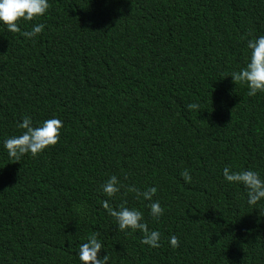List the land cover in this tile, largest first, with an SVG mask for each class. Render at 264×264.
<instances>
[{
  "label": "trees",
  "instance_id": "trees-1",
  "mask_svg": "<svg viewBox=\"0 0 264 264\" xmlns=\"http://www.w3.org/2000/svg\"><path fill=\"white\" fill-rule=\"evenodd\" d=\"M49 3L21 32L0 22V264H82L93 233L109 264H264V199L249 205L223 175L264 179V92L231 77L264 35V0ZM25 116L64 126L56 145L16 161L4 141ZM112 175L123 187L108 197ZM129 186L156 187L163 215ZM105 200L140 210L161 246L121 231Z\"/></svg>",
  "mask_w": 264,
  "mask_h": 264
},
{
  "label": "clouds",
  "instance_id": "clouds-1",
  "mask_svg": "<svg viewBox=\"0 0 264 264\" xmlns=\"http://www.w3.org/2000/svg\"><path fill=\"white\" fill-rule=\"evenodd\" d=\"M51 7L49 0H0V22H3L11 32H21L18 22L20 20L32 21L38 16L44 15ZM44 24L34 25L30 31H23L22 35L26 38H33L44 29ZM250 49V57L246 66L238 71H234L231 77L234 83H244L247 85L249 96H255L257 92H264V35L258 38L250 39L247 42ZM187 108L200 111L199 103H189ZM63 122L59 118H50L45 120L39 126H33L31 117L25 116L22 123L18 125L24 131L18 136H12L4 141V147L8 155L19 161L20 158L31 153L37 156L45 148L56 145L60 140V130L63 128ZM225 180L230 183L243 184L248 192V204L255 205L261 199H264V179H261L258 172L253 170H242L232 172L229 167L223 169ZM181 176L185 182L191 183L192 176L188 169H185ZM123 187L117 176L112 175L103 185L102 191L106 196L113 197ZM127 191L136 193L137 198L143 197L150 201L148 205L150 214L154 219H158L164 213V208L158 200L153 201V196L157 192L156 187H150L141 192L134 186H129ZM122 203L118 209L113 208L108 200L103 202V207L108 214L114 217L118 223V228L123 231L126 229L139 230L143 233L142 244L152 248L160 247L161 234L158 230H150L148 224L144 222L143 213L135 208L125 206ZM96 233H93L87 242L79 247V259L82 264H109L110 257L106 254L98 258V254L103 248V244L98 240ZM171 247H179V238L171 235L169 238Z\"/></svg>",
  "mask_w": 264,
  "mask_h": 264
}]
</instances>
